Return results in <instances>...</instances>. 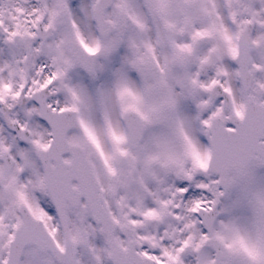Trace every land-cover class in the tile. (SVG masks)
Instances as JSON below:
<instances>
[{"label":"snow or ice","instance_id":"6c2138e0","mask_svg":"<svg viewBox=\"0 0 264 264\" xmlns=\"http://www.w3.org/2000/svg\"><path fill=\"white\" fill-rule=\"evenodd\" d=\"M0 264H264V0H0Z\"/></svg>","mask_w":264,"mask_h":264}]
</instances>
